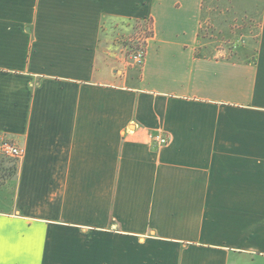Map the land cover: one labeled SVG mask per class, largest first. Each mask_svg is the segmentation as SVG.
<instances>
[{
    "label": "crops",
    "instance_id": "1",
    "mask_svg": "<svg viewBox=\"0 0 264 264\" xmlns=\"http://www.w3.org/2000/svg\"><path fill=\"white\" fill-rule=\"evenodd\" d=\"M205 1L0 0V264H264V0L223 58Z\"/></svg>",
    "mask_w": 264,
    "mask_h": 264
},
{
    "label": "rangeland",
    "instance_id": "2",
    "mask_svg": "<svg viewBox=\"0 0 264 264\" xmlns=\"http://www.w3.org/2000/svg\"><path fill=\"white\" fill-rule=\"evenodd\" d=\"M262 0H206L202 26L204 56L230 57L248 48L255 50L259 40ZM118 31V38L126 50V57L149 36V22H126ZM129 61V60H128ZM16 159L1 153L0 176H11Z\"/></svg>",
    "mask_w": 264,
    "mask_h": 264
},
{
    "label": "built area",
    "instance_id": "3",
    "mask_svg": "<svg viewBox=\"0 0 264 264\" xmlns=\"http://www.w3.org/2000/svg\"><path fill=\"white\" fill-rule=\"evenodd\" d=\"M148 36H144L141 40L140 44L135 48V50L131 53L130 56V64L132 66L141 67L145 61L146 57V41ZM153 139L157 142L159 147H163L169 143V138L163 134L153 135ZM0 151L1 153L14 158L16 160L23 157L25 150L24 148L14 144L10 141H2L0 143Z\"/></svg>",
    "mask_w": 264,
    "mask_h": 264
},
{
    "label": "trees",
    "instance_id": "4",
    "mask_svg": "<svg viewBox=\"0 0 264 264\" xmlns=\"http://www.w3.org/2000/svg\"><path fill=\"white\" fill-rule=\"evenodd\" d=\"M15 169H16V165H15L14 171H15ZM5 177H6V176H5Z\"/></svg>",
    "mask_w": 264,
    "mask_h": 264
}]
</instances>
